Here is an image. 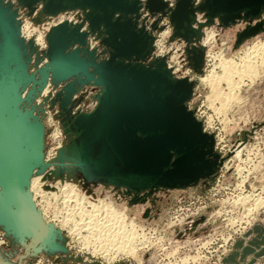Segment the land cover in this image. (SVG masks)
<instances>
[{
    "label": "water",
    "instance_id": "95a60500",
    "mask_svg": "<svg viewBox=\"0 0 264 264\" xmlns=\"http://www.w3.org/2000/svg\"><path fill=\"white\" fill-rule=\"evenodd\" d=\"M17 1L30 14L38 4H43L46 15L84 11L80 25L65 22L51 29L48 62L40 67L34 41L21 36L18 10L0 0V228L13 246L24 247L16 263L22 264L40 254L69 253L63 233L44 221L28 187L35 170L42 173L47 167L42 117L47 104L58 106L65 135L76 134L72 148L79 156L77 166L89 178L82 177L88 183L126 188L128 195L145 192L147 196H134L131 205L144 203L160 189L196 185L213 176L223 160L214 151V137L188 109L195 83L174 77L165 58L148 61L155 37L139 26L140 0ZM146 7L166 15L163 0H148ZM197 12L206 20L199 30L193 27ZM263 13L264 0H203L198 5L177 0L169 17L172 40L187 43L190 67L201 73L204 52L192 44L202 40V27L216 20L223 27L242 20L251 23ZM86 24L89 31L82 32ZM153 29H158L157 23ZM262 32L261 20L238 34L235 47ZM89 36H95L104 51L90 50ZM49 80L64 88L38 104ZM85 86L98 88L97 105L76 114L84 98L72 101L73 95ZM63 152L58 163L62 176L66 172ZM23 195L29 196L38 223L21 221L27 215L18 218ZM0 258L12 263L1 254Z\"/></svg>",
    "mask_w": 264,
    "mask_h": 264
},
{
    "label": "rangeland",
    "instance_id": "374dc122",
    "mask_svg": "<svg viewBox=\"0 0 264 264\" xmlns=\"http://www.w3.org/2000/svg\"><path fill=\"white\" fill-rule=\"evenodd\" d=\"M5 1L11 2V0H5ZM15 1L17 2L18 5H20L17 0H15ZM12 4L14 5V3H12ZM19 7L23 8V6H21V5ZM27 11L29 12L28 9H27ZM74 14L76 15L74 21H75V23H77L78 22L77 17L80 14V13H78V11H76V12L67 11V12H64L62 14L60 13L57 16H60V18L63 17L62 19H64L65 21H68L69 18H71L70 16H72ZM36 15H37V13L34 14V16L30 13L28 15V13H27V17H26L27 23L25 25H27L29 23L30 25L29 24L28 25L30 26V28L31 29L33 28L32 31L34 30L35 26H36V29H35L36 31H37V29L43 28L45 30V31L43 30V32H45L48 35V33H49L48 30L50 29V31H51V28H49L47 30V29H45L47 27H45L44 25L41 24V26H40V23H36V21L34 20ZM65 15H67V16L70 15V16L67 19V17ZM55 18H50V20H51V22L49 24L50 26L52 24V20ZM18 19L21 21L19 16H18ZM83 19H79V23H81L83 21ZM199 20L205 21V19L201 15H199ZM261 20L264 21V13L260 19H255L253 24L258 23ZM74 21H68V22H74ZM249 25H250L249 21L242 20V21H238V23L236 25H233V26L228 27V28H220L218 26L205 27L203 29V38L199 42V46L204 48V50H205V63H204V67H203L201 73H196L190 67V62H189L188 55L186 52V48L188 46L187 43L184 40H172L173 31L169 35L170 32L167 29L163 30L164 31L163 36L169 35V37L160 40L164 43L162 45H157L154 43V51L153 52H155V53L158 52L161 56L158 58L152 59V55H151V57L148 59V61L166 58L167 64L169 63L168 67H169V69H171L173 75L176 78H180V79L181 78H189L191 81H193L195 83L194 90L196 89V91H195V94L193 93L194 96L192 97V99L187 103L188 109L193 111L194 115L196 113L200 114L201 112L205 111L204 114L206 116L201 119L202 121H207V119L209 117L214 119V116H216V119H220L221 124L217 121V126L220 129H222V127H223V129L226 130V131H224L223 136H221V138H224V143L222 144V146H224L227 149L229 146L233 145L236 142L237 138L239 137L241 139L249 140L252 144L257 143L256 145H258V144L262 145V148L260 149V153L264 155V63L261 62V58L260 59L257 58L256 63L254 65L255 68L258 67L257 69H255L257 71L256 72L257 76L240 77V75H235L233 80H234L235 85L236 84L237 85H236V88L234 87L233 90H232V88H230V84L227 81L222 80V82H221V80H220L218 82V84H219L218 85V93L222 94L223 97L219 98V96H220L219 95L215 98L213 97V99H212V97L210 98V96H212L211 92L213 93L212 88H210L208 85H206L202 81L203 78L209 77L214 73L215 74L218 73L219 75L220 74L222 75L224 73L223 69L218 65L220 63V61H219L220 57L225 56L224 57L225 59H232V60L234 59L233 60L234 62L241 64L242 62H241L240 58H244V56L247 55V52H249V51L253 52L255 47L258 48L260 46V44L264 43V32H262L256 36L246 40L241 46H239L237 48L235 47L238 34L241 33L242 31H244ZM21 29H23L22 21H21ZM156 30L158 32H161L162 28L156 29ZM36 31H34V33ZM209 33L210 34L214 33L215 37H214L213 41L210 42V44L205 45L204 40H205L206 36L209 35ZM42 34L43 33H41L40 35H42ZM22 37L24 38L23 32H22ZM92 37L93 38L90 39V44L94 45L93 40H95L96 37L95 36H92ZM155 40H156V38H155ZM97 41L99 42V40H97ZM257 44H259V45L257 46ZM155 45H156V49H155ZM161 46H163V47L161 48ZM98 47L101 49L100 52L104 51V47L100 45V42H99ZM251 47H252V49H251ZM94 49H97V48H94ZM97 50H99V49H97ZM165 51H167V52L164 54ZM37 53H38V50H37ZM105 56H106V54L102 55V57H105ZM239 59H240V62H239ZM172 62L178 63L179 67L174 68L172 65ZM208 63H209V66L206 65ZM184 67H187V69ZM189 68L192 69V74L190 75L191 77H183L182 73H184ZM32 70L34 71V69H32ZM239 82H240V84H239ZM49 85L50 86L52 85L51 82L49 83ZM57 87H59V86H57ZM85 88H83V90H82L83 92L81 94H87L86 100L89 101L90 96L92 94L87 92L88 91L87 86ZM93 90H94V92L97 91L96 88L95 89L92 88V91ZM227 92L229 93V95H231V96L234 95V97L236 98V100H234L233 103L230 102L231 104L228 103V98L225 97V94H228ZM42 95H43V93H42ZM44 97L48 98L49 96L45 95ZM235 101H236V103H235ZM91 103L92 102H90V104ZM88 106H82L81 105L80 108L83 111H86L85 109H86V107L88 108ZM91 107L92 108L91 109L88 108V110L93 109V107H94L93 104H91ZM221 107L222 108L228 107L229 109L227 108L228 110H225V109H222ZM221 110L222 111L224 110V111L222 112ZM43 123H44V119H43ZM211 124L213 125L212 121H211ZM44 126H45V124H44ZM45 130L47 131L46 126H45ZM255 133H257L258 135L254 136ZM65 137L67 138V136H65ZM66 138H65V142L67 140ZM65 142H63L61 145H59V147H57L54 150L53 155L49 156V154L51 152V147L49 146V142H48V144H46V134H45V151H46L45 155L49 156L48 158L45 156V159L47 162H50L51 159L53 160L56 157V155L58 154V148H60ZM46 147H47V149H46ZM215 150H216V147L214 144V151ZM254 152L255 151H253V153ZM235 153H236L235 158H241V151L240 150L237 151V148H236L234 150L233 154H235ZM254 156H256V155H254ZM51 157H53V158H51ZM254 160L256 161V158ZM255 163H257V161ZM230 167H231V165H230ZM52 173H53V171H51V170L48 171L45 178L47 181H49L50 184L54 183L57 187H59V189H60L59 198L62 197V200L64 201V194L65 193H63L62 190H64L67 187H65V185H63V181L61 178L56 179V177ZM253 173H254V176L256 178L250 179V181H249V183H247L246 187L250 192H253L254 195L249 194L250 196L245 195L243 197H240L239 199L234 201V205H239V203L246 204L247 201L251 202V204H250V207H251L250 212L251 213L250 212L249 213L251 214V216H253L252 218H253V220L255 219V223H256L257 220L260 219L262 217V215L264 214L263 213L264 212V206L260 207L258 209H256V207H255V205L259 199H264V160H263L262 166H259V165L256 166L255 171H253ZM227 175H228V177L225 179V184H223L222 187H218L219 182H218V179L215 177V174H214L213 176H211L209 178L201 180L198 184L191 185L187 188H183V189H160V190L150 194V196H148L146 198V201L144 203H138L135 205H130L129 201L131 200V197L124 194V189L116 190L112 186H106L103 184L87 186L83 180H81V179L76 180L74 178H70L68 180L66 178V180H64V184L65 183H68L70 185L73 184L74 187H76L75 189L78 190V193L81 195V197L86 198V201H93V200L103 201L104 200V202H106L105 199L108 198L110 201L113 202V205L115 204L114 207L118 211H121V212L125 211L124 213L129 218V220L126 221L127 223H129L131 220L134 219V221L136 223L138 222L139 224H142V225L150 228V227H153L155 225L162 224L163 222L166 221V219L169 218V214H170L172 207L176 204L177 200L181 196H187V195L188 196L189 195L195 196V198H198V202L199 201L208 202V204H209L208 206L210 207V212H212V213L221 209V207L224 208L225 204H227V202H228L227 197H231L232 188H230V186H231V184H234L235 182H237V180L235 178H233V167L231 168V171ZM52 187L53 186L49 185V184L47 186L48 189H51ZM134 195H136V194H134ZM143 195H145V192H142L140 194V196H143ZM41 197L42 196L39 195L37 200H36V202H38V205L41 206L40 208L37 206V208L41 209V210L42 209L45 210L44 206H46V205L44 203V200L42 201L43 197L42 198ZM211 197L213 199H216V200L219 199V200H221V202L223 200H225V201H223L222 203H220V202L214 203V202H212L213 200H211ZM59 198H57V199H59ZM65 204H66V202L63 203L62 205H60L57 208V211L60 212V210H62L64 208V206L68 205V204H66V205ZM49 207H50L49 210H55L57 205L55 203H51L49 205ZM43 212H44L45 216L47 217L48 221H51V222L54 221V220H51L53 218L52 213H51V218H50V215L48 212H46V211H43ZM220 212H222V211H220ZM74 217H75L74 218L75 222H81V216H79L77 214ZM43 218H44V216H43ZM217 218L218 217H213L212 219H209L208 221L207 220L205 221V219L200 220L199 224L196 226L195 230L193 232H189L187 240H189V243L191 245L190 246V251H191L190 255L191 256L197 255L196 252L200 251V250H198L199 249V247L197 246L198 243H205V245H207L208 240H209L208 236L210 234H212L213 229H217V227L222 226V221L220 219L217 220ZM51 222H49V223H51ZM55 223L60 224L58 222H55ZM63 226H64L63 224L62 225L60 224V226H59L60 228H58V229L64 228ZM86 234H87V236L89 235L88 231L86 232V230H84V229L82 230V233L80 236L75 235V234L71 235V233H69L67 235L64 234V237L66 239L68 238L66 243L67 244L70 243L72 248L69 250V253L62 254V255H65V263H62V264H154L157 262V261H155L156 253H154V252H143V250L145 248L139 249L137 251V253L135 254L136 257H135V255L134 256L118 255L117 257H115L114 260H106L102 256L96 255L95 258H91L92 256L89 255V252L86 250V248H84V245H83V241H84V243H86V241L87 242L90 241V240H88ZM84 237H86V239H84ZM76 239H78V240H76ZM82 239H83V241H82ZM197 239H199V240H197ZM80 240H81V242L79 243ZM162 249L163 250L166 249V248H164V245H163ZM186 252L189 253V251H186ZM0 254L4 258H6L8 261L16 264L19 262L20 256L24 254V247L19 246V245H15V246L12 245V247H10L9 250H7L6 248L0 249ZM186 256H188V254ZM206 257L210 258L209 255ZM209 258L206 260L207 262L205 264H212V259L209 260ZM193 259H194V257L184 258V259H182V261H183L182 264H185L186 262H187L186 264H188L189 260H193ZM4 262H6L8 264H12V263H9L7 261H4ZM36 263H37L36 257L35 258L30 257L29 259H24L22 262V264H36ZM194 263L196 264L197 262L194 261ZM162 264H165V262L163 261ZM255 264H264V260L259 261Z\"/></svg>",
    "mask_w": 264,
    "mask_h": 264
},
{
    "label": "built area",
    "instance_id": "2783aa9c",
    "mask_svg": "<svg viewBox=\"0 0 264 264\" xmlns=\"http://www.w3.org/2000/svg\"><path fill=\"white\" fill-rule=\"evenodd\" d=\"M167 3L166 15H163L161 12L155 13L151 12L147 7L148 0H140L141 9L139 11V26L145 27L148 32H150L156 38L155 44L162 45L164 42L160 41L161 39H165L169 37V35L173 31V27L170 22V14L175 9L177 0H163ZM195 5L200 4L203 0H192ZM14 3V8L18 10V16L22 21V25L25 26L27 23V13L29 12L26 8L19 7L15 0H11ZM41 5V4H39ZM39 10V7L36 8V11ZM68 19V16L65 15ZM30 19V18H29ZM60 16H57L52 20V27H55L60 24L61 20ZM66 19V20H67ZM32 20V19H31ZM158 25V29L162 28L161 32L153 29V25ZM32 24V23H31ZM169 30L168 36H163V30ZM43 32L42 29H37V31L28 36L26 32L24 34V38L26 41L34 40L35 46L37 47L39 57L42 59L40 63V67H43L45 63L48 62L46 57V52L48 50V42H47V34L44 32L42 42H38L39 35ZM50 32V29L48 30ZM94 48L99 49L98 52L101 53V49L98 47L99 42L95 39ZM159 42V43H158ZM163 46H161L162 48ZM156 49V45H155ZM167 51L164 52V54ZM161 55L157 52H153L152 59L158 58ZM36 57V56H34ZM169 64V63H168ZM174 68H178L179 64L172 62ZM209 66V63L206 64ZM187 69V67H184ZM190 74H192V69H188ZM49 85V83H48ZM64 88V84H61L59 87H55L51 85L49 91L47 92V96H51V98L55 97L57 93L62 91ZM196 89L194 90L195 94ZM43 98H45L42 94L37 100L38 104L43 103ZM91 109V106H88ZM86 107L85 110H88ZM44 115H42L44 119V124L46 126V144L49 142V146L51 147V152L49 156L54 154V150L59 147L65 141V132L60 120V111L58 106L51 108L50 104H47L44 108ZM205 111L200 114L196 113L195 117L198 121H200L203 125L204 131L208 134H211L214 137L216 152L220 156V159L223 160L222 164L219 166L218 170L215 173V177L218 179L219 185L218 187H222L225 184V179L228 177V173L231 171L233 167V178L237 180L234 184H231L230 188H232L231 197H227V204L225 207H221V209L216 212H210V207L208 206V202H198V198L195 196H181L176 204L172 207L169 218L166 219L160 225H155L153 227L148 228L142 224L141 227L137 230L138 234L141 236L142 233L147 234L154 241L153 245L146 247L143 252H154L156 253L154 264H162L164 261L165 264H182V259L194 257L193 260H189L188 264H205L207 261L206 256H210L209 260L212 259V264H224L223 259L230 252L235 241L242 237L255 223V219L253 220V216L249 213L251 210L250 204L251 202H247L246 204L239 203V205H234V201L243 197L245 195H254L253 192H250L246 185L249 183L250 179H255L253 171H255L256 166H262L264 155L260 153V149L262 145L252 144L249 140L237 138L236 142L229 146L227 149L222 146L224 143L223 136L224 130L223 127L220 129L217 126V121L221 124L220 119H216L214 116L213 125L209 124V118L207 121H202L206 115ZM213 116V115H212ZM258 135L257 133L254 134ZM239 147L241 151V158H235L234 150ZM47 149V147H46ZM253 151H255L253 153ZM46 153V151H45ZM256 155V156H254ZM47 158L49 156L45 155ZM256 158V161L254 160ZM231 165V167H230ZM221 182V183H220ZM250 194V195H249ZM189 200V201H188ZM212 202H221L219 199H213L211 197ZM223 208V209H222ZM222 211V212H220ZM213 217H218L217 220L222 221V226L217 227V229H213L212 234L208 236V244L198 243V247L200 251H197L194 256H191L190 253V243L187 240L189 232H193L196 226L199 224V221L205 219V221L212 219ZM51 218V216H50ZM51 220H54L53 218ZM51 222V221H50ZM51 223L55 224L57 228H60V224L52 221ZM143 238V237H142ZM199 240V239H197ZM196 240V241H197ZM160 241V242H159ZM195 241V242H196ZM200 242V241H199ZM164 245L165 250L161 247ZM68 250L72 248L70 243H66ZM88 248V252L92 251L97 245ZM12 247L10 241L6 237L5 232L0 228V249L6 248L7 250ZM94 247V248H93ZM183 250V251H182ZM186 251H189L187 253ZM188 254V256H186ZM98 255V254H97ZM100 256V255H98ZM95 258V257H93ZM104 258V257H103ZM36 264H62L65 263V255L56 254V255H48L41 254L36 257ZM122 259V258H121ZM192 261V262H191ZM191 262V263H190Z\"/></svg>",
    "mask_w": 264,
    "mask_h": 264
},
{
    "label": "bare ground",
    "instance_id": "6f19581e",
    "mask_svg": "<svg viewBox=\"0 0 264 264\" xmlns=\"http://www.w3.org/2000/svg\"><path fill=\"white\" fill-rule=\"evenodd\" d=\"M4 2H5V4L11 3V2H6L5 0H4ZM37 7H39V10L36 11V9H35L33 11V13H32L33 16H34V14L37 13V15L34 18V20H38L37 23H40V26L42 24L45 27H47V28H45L47 30L49 28H51V26L49 25L50 22H51L50 18H55L58 14H60V13L62 14L64 12H67V11H63V12H60V13H58L56 15H46L43 12V4H41V5L38 4L36 6V8ZM68 11H70V12H76V11H78V13H80L78 15V17H77L78 18V22L77 23H75V21H74V19L76 17V15H75L76 13L74 15H72V16L69 15L71 18H69V20H68V21H74V22H69V23H71V25H74V26L80 25L79 19H83L84 18V11L83 10H80V9L79 10H68ZM199 15L203 16V14H201L200 12H197L196 20L193 23V27L195 29H197V30L201 29L200 23H206V20L205 21H202V20L200 21L199 20ZM62 18H60V20ZM68 21H65L64 19H62L61 22H60V24L65 23V22H68ZM247 21H249V20H247ZM253 22H251L248 27H254L256 24L259 23L258 22L256 24H253ZM28 24L25 25V26H23V29H21V36H22V32H23V34H25L27 32L28 33V36H31L34 33V31H36L35 30L36 29V26L34 27V30L32 31L33 28L31 29L30 26H29L30 24L29 25ZM233 25H231V26H233ZM212 26H218L220 28H228V27L221 26V24L219 23V21L216 20V23L214 25L204 26V27H202V30L205 27H212ZM248 27L246 29H248ZM52 28H54V27H52ZM87 31H89V28H88V25L86 24L84 27H82V32H87ZM42 33H44V32H42ZM43 37L46 38V36H44L43 34L40 35L39 38H38V42H42ZM214 37H215V34L214 33H211V34L209 33V35H207L206 38H205V40H204V44L205 45L210 44V42L213 41ZM91 38H93V37L92 36H89L88 44H89V49L90 50H93L94 49V45L90 44V39ZM192 45H195L200 50H203V52H204L203 67H204V63H205V50H204V48L200 47L199 46V43H197V42L194 43V44H192ZM258 45L259 44H257V46ZM251 49H252V47H251ZM187 55H188V53H187ZM224 57H220V59H219L220 63L218 64L223 69V71H224V73L222 75L221 74L219 75L218 73H216V74L214 73V74H212L209 77H205L203 79L201 78L202 81L206 85H208L210 88H212L213 93L211 92V95L212 96H210V98L212 97V99H213V97L215 98V97H217L219 95H220L219 98L220 97H223L222 94L218 93V85H219L218 82L220 80H221V82H222V80L227 81L230 84V88H232V90H233L234 87L236 88V85H237V84L235 85L234 80H233L235 75H240V77H243V76H247V77L248 76L249 77L257 76V73H256L257 71L255 69H257L258 67L255 68L254 65L256 63L257 58H259V59L261 58V62L264 63V43L260 44V46L258 48L255 47V49H254L253 52L252 51L247 52V55H245L244 58H240L241 59V62H242L241 64L234 62L233 61L234 59L233 60L232 59H225ZM240 59H239V62H240ZM167 67H168V64H167ZM168 69H169V67H168ZM169 70L171 71V69H169ZM188 73L190 74L189 70H186L184 73H182L183 77H191V76H187ZM177 79H180V78H177ZM181 79H183V78H181ZM50 82H51V80H49V83ZM191 82H193V81H191ZM239 84H240V82H239ZM58 86H60V85H58ZM50 87H51L50 85H47L46 86V88H45V90L43 92V95L44 96L47 94V92L49 91ZM85 87H83V88H85ZM87 87H88L87 88L88 89L87 92L92 94L90 96V100L89 101L86 100V95L87 94H81L83 92L82 91L83 90L82 87L78 88V90L76 91V93L73 95L72 101H76L77 99L83 97L84 100L80 104V106L81 105L82 106H88V105L91 106V104H93V106L95 107L97 105V101H96L95 96L99 93V90L95 86H87ZM92 88H94V89L96 88V90L98 92L97 91L94 92V90L92 91ZM193 96H194V94H193ZM23 97H25V95ZM225 97L228 98V103H230V102L233 103L234 100H236V98L234 97V95L231 96V95H229V93L228 94H225ZM90 102H92V103L90 104ZM235 103H236V101H235ZM80 106H78L74 110V113L79 112V111L82 110L80 108ZM227 108L226 107L225 108L223 107L222 109L228 110L229 108L228 109ZM211 121L213 122V119L211 117H209V124L210 125H212L211 124ZM45 134H46V130H45ZM75 138H76V134L75 135H69V136H67L66 142L64 141L65 143L60 148H58V154L56 155V157L53 160L51 159L50 162H47L46 159H44V162H45V164L47 166L46 169L44 170V172L37 173L38 170H35V172L33 173L32 177L30 179V182H29V186L28 187H29L30 192H31V194L33 196V201H34L36 207L37 206L39 208L41 207L40 205H38V202H36L38 196L40 195V196L43 197L42 201L44 200V203L46 205V206H44L45 210H43V209L42 210L48 212L50 216H51V213H52L53 214L52 217H53L54 221L60 223L61 225L62 224L64 225L63 226L64 228H61L60 229L61 232L63 233V235L64 234L67 235V234L71 233V235L72 234H75V235H79L80 236L83 229L86 230V232L88 231V234L89 235L87 236V234H86V236H87L88 240H90V241L89 242L86 241V243H84V241L82 239L84 248H86V250H88L89 247L92 248L91 245H93V246L97 245V247H95V248L93 247L94 249L89 252V255L92 256L91 258L96 257L97 254L100 255V256H102V257H104L106 260H114L115 257H117L118 255L134 256L139 249H144L146 247H149L150 245H153L154 244V241H151L150 240L151 238L149 236H147V234L142 233L141 236L138 234L137 230L139 229V227H141V225H138V222L136 223L134 221V219L131 220L129 223H127L126 221L129 220V218L124 213L125 211H123V212L118 211L114 207L115 204L113 205V202L110 201L108 198L105 199L106 202H104V200L103 201H101V200L86 201V198L85 197H81V195L78 193V190L75 189L76 187H74L73 184H71V185L68 184V183H65L64 184V180H66V178H67V180L70 179V178H74L76 180L77 179L83 180L87 186H90V185H98V184H95V183H88L87 182L88 179L86 180L85 177H82V175H85V173L83 172V170L81 168H79V166H77L78 165V161H79V156L77 154L76 149L72 148V144H73ZM62 149H64L63 156H64V159H65V162H66L65 163L66 164V167H65L66 168V170H65L66 172H65L64 176H62L61 174L59 175L60 168L58 167V163H59V160H60V152L62 151ZM238 150H239V147H237V151ZM51 158H53V157H51ZM50 170L53 171L52 174H54V176L56 177V179L61 178L62 181H63V185H65V187H67L64 190H62V192L65 193L64 194V201L62 200V197L59 198V195H60V189H59V187H57L54 183L50 184L49 181H47L46 178H45L46 175H47V172L50 171ZM87 178H89V177H87ZM48 184L49 185H52L53 187L51 189H48L47 188ZM120 189H124V194L127 195V196H130L131 197V200H132V198L134 196H137V195L140 196V194L142 193L141 192V193L137 194V193L132 192L131 195H128L125 192L127 190L126 188L121 187V188H118L116 190H120ZM134 194H136V195H134ZM144 196H147V195H143V196H140V197H144ZM57 198H59V199H57ZM65 202L68 205L67 206H64V208L62 210H60V212H58L57 211V208L60 205H62L63 203H65ZM7 203H8V201H7ZM51 203H55L57 205V207H56L55 210H49L50 209L49 205ZM129 203H130V201H129ZM19 204L21 205V207H20V209L17 212L18 218H22V217H24V216L27 215L28 218L25 219V220H21V221H29L30 219H32V220L35 219L36 220V223H38L36 217H34L31 214L32 213V211H31L32 207H31V202H30L29 196H28V199H26V197L24 195L21 196L19 198ZM29 204H30V206H29ZM263 206H264V199H259L257 201L256 205H255L256 209H258L260 207H263ZM29 209H30V212H29ZM39 210H41V209H39ZM13 211H15V210H13ZM43 211L41 212V213H43L42 214V217L44 216L43 219L46 220V221L45 220L44 221L46 223H49L50 221H48V219L45 216V214H44ZM249 212H250V210H249ZM6 214H8V213L6 212ZM77 214L79 216H81V222H75L74 221V218H75L74 216L77 215ZM53 225L55 226V224H53ZM84 239H86V237H84ZM76 240H78V239H76ZM80 242H81V240L79 241V243ZM135 257H136V255H135ZM0 264H8V263L4 262L0 258Z\"/></svg>",
    "mask_w": 264,
    "mask_h": 264
},
{
    "label": "crops",
    "instance_id": "0c3cea01",
    "mask_svg": "<svg viewBox=\"0 0 264 264\" xmlns=\"http://www.w3.org/2000/svg\"><path fill=\"white\" fill-rule=\"evenodd\" d=\"M262 260H264V214L235 241L230 252L224 257L223 263L255 264Z\"/></svg>",
    "mask_w": 264,
    "mask_h": 264
}]
</instances>
